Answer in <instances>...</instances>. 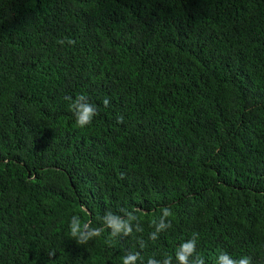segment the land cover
I'll list each match as a JSON object with an SVG mask.
<instances>
[{
  "label": "trees",
  "instance_id": "1",
  "mask_svg": "<svg viewBox=\"0 0 264 264\" xmlns=\"http://www.w3.org/2000/svg\"><path fill=\"white\" fill-rule=\"evenodd\" d=\"M122 208L143 231L111 235ZM193 233L264 264V0H0V264H177Z\"/></svg>",
  "mask_w": 264,
  "mask_h": 264
},
{
  "label": "clouds",
  "instance_id": "2",
  "mask_svg": "<svg viewBox=\"0 0 264 264\" xmlns=\"http://www.w3.org/2000/svg\"><path fill=\"white\" fill-rule=\"evenodd\" d=\"M58 43L63 45L64 40H59ZM67 43L74 45L76 42L72 39H67ZM64 99L68 101L69 108L75 116L76 125L80 128L89 126L94 117L98 114L97 107L93 105L89 98L84 94H78L75 99L71 96H65ZM110 101L108 98L103 100L105 107L109 105ZM119 123L124 122L123 116L118 118ZM123 179V176H121ZM127 216V219L122 218L120 214H115L111 211L107 212L103 218L104 225L111 230L112 236H119L123 234L124 236H130L133 233V222L138 221V217L127 209H120ZM162 215L158 222H154L155 231L150 234V239L156 240L158 238V233L171 227V222L168 221V217L172 215L169 208L165 207L161 209ZM70 234L72 238L76 240L79 245L88 243L89 240L101 235V229L95 228L91 225V222L82 221L79 216H73L71 218L70 224ZM136 231L140 232L143 229L139 226L137 222ZM197 239L198 233H193L192 237L184 241L177 249L175 253V258L177 264H205V260L202 256L197 254ZM140 247H145L143 241H140ZM49 257H55V252H49ZM141 259L140 253H126L122 258V264H136L137 260ZM147 264H158L155 258H149ZM163 264H172V257L168 256L164 259ZM216 264H253L252 258L248 256L240 257L239 259H234L227 252H221L217 258Z\"/></svg>",
  "mask_w": 264,
  "mask_h": 264
}]
</instances>
